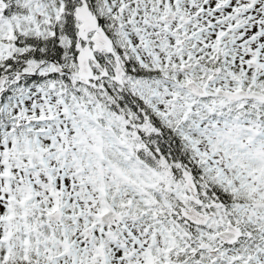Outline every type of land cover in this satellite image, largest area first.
<instances>
[{"label":"snow or ice","instance_id":"obj_1","mask_svg":"<svg viewBox=\"0 0 264 264\" xmlns=\"http://www.w3.org/2000/svg\"><path fill=\"white\" fill-rule=\"evenodd\" d=\"M0 264H264V0H0Z\"/></svg>","mask_w":264,"mask_h":264}]
</instances>
